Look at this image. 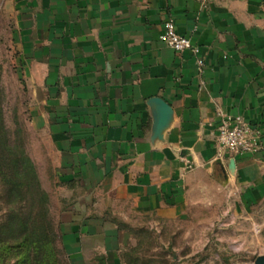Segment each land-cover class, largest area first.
<instances>
[{
	"label": "crops",
	"instance_id": "obj_1",
	"mask_svg": "<svg viewBox=\"0 0 264 264\" xmlns=\"http://www.w3.org/2000/svg\"><path fill=\"white\" fill-rule=\"evenodd\" d=\"M13 2L70 264H123L136 226L195 206L264 204V0ZM169 17L199 46L202 68L161 42ZM156 97L173 110L159 134ZM226 115L260 129V150L218 157Z\"/></svg>",
	"mask_w": 264,
	"mask_h": 264
},
{
	"label": "rangeland",
	"instance_id": "obj_2",
	"mask_svg": "<svg viewBox=\"0 0 264 264\" xmlns=\"http://www.w3.org/2000/svg\"><path fill=\"white\" fill-rule=\"evenodd\" d=\"M15 29L13 0H0V264H70L52 143L35 124ZM160 223L136 226L123 264H255L264 254V204L227 198ZM43 231L49 258L38 247Z\"/></svg>",
	"mask_w": 264,
	"mask_h": 264
},
{
	"label": "built area",
	"instance_id": "obj_3",
	"mask_svg": "<svg viewBox=\"0 0 264 264\" xmlns=\"http://www.w3.org/2000/svg\"><path fill=\"white\" fill-rule=\"evenodd\" d=\"M160 40L177 52L191 50L196 55V62L203 67L204 60L200 56V48L193 40L181 35L173 17L164 21ZM218 157L225 158L232 154H252L262 146L261 131L242 115H226L223 117L215 137Z\"/></svg>",
	"mask_w": 264,
	"mask_h": 264
},
{
	"label": "water",
	"instance_id": "obj_4",
	"mask_svg": "<svg viewBox=\"0 0 264 264\" xmlns=\"http://www.w3.org/2000/svg\"><path fill=\"white\" fill-rule=\"evenodd\" d=\"M154 101L158 104V108H159V116L156 124V133L159 134L168 125L172 117L173 110L172 107L162 98L156 97L154 98ZM234 166H235V161L234 159H232L230 161V167H234ZM255 264H264V254L259 255L256 258Z\"/></svg>",
	"mask_w": 264,
	"mask_h": 264
},
{
	"label": "trees",
	"instance_id": "obj_5",
	"mask_svg": "<svg viewBox=\"0 0 264 264\" xmlns=\"http://www.w3.org/2000/svg\"><path fill=\"white\" fill-rule=\"evenodd\" d=\"M38 234H39V238L37 239L38 247H40V249H42V251L46 252V258H49V255H47L48 250H47V247L45 246L48 243V241H45L44 231L38 232ZM52 234L54 237H57L56 232L53 231ZM25 239H26L25 241L28 240L27 237ZM43 264H50V261L48 260L46 263H43Z\"/></svg>",
	"mask_w": 264,
	"mask_h": 264
}]
</instances>
